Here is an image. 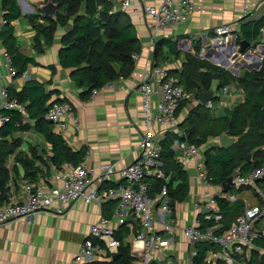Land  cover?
Segmentation results:
<instances>
[{
  "label": "crops",
  "instance_id": "0c3cea01",
  "mask_svg": "<svg viewBox=\"0 0 264 264\" xmlns=\"http://www.w3.org/2000/svg\"><path fill=\"white\" fill-rule=\"evenodd\" d=\"M44 1L16 0L20 16L0 31L1 85L7 86L14 93H20L27 83L22 77L11 78L8 75L5 62L7 54L3 44V35L8 32L13 37L19 53L33 61L26 70L30 80L40 83L44 93L50 94L49 103L56 100L68 102L74 115L79 119L78 130L74 129L70 121L64 122L63 130L59 125L50 122L52 132L61 135L72 151L82 152L83 162L94 169L108 162L113 163L116 169H121L131 164L138 156V144L143 125L140 115L141 98L136 88L142 79H147L151 65H159L178 76L177 73L183 69L185 55H195L194 49L197 46L200 47L202 54L206 51V44H211L210 51L212 52L219 49L213 44L212 33L215 27L222 24H229L233 28L235 45L245 41V33L251 39L248 42L247 53L243 57L245 59H240L242 70H236V77L244 72L253 71V69L259 70L264 58V42L259 40L258 35H251L254 25H259L261 21L264 22V0H195V8L190 18L184 23L160 31L156 35L152 48L148 47L149 32L141 10L143 5L156 6L161 0H133L131 7L125 13L130 18L141 43V53L134 61L133 71L125 78L124 84L117 81L104 86L95 95L93 101L89 102L80 98V90L70 78L72 70L62 69L58 63L60 39L70 25L64 29L57 28L50 45H46L41 37L37 40L35 38L37 31L30 17L41 16L35 5ZM2 2L3 0H0V16H3ZM37 22L46 24L41 17ZM36 45L39 51L35 49ZM165 45L168 46L167 51L164 49ZM157 46H159L158 51H156ZM228 47L229 44L222 47L224 55ZM164 52H166L165 55ZM197 57L203 59L198 55ZM258 62H260L259 67H257ZM217 88L218 83L215 82L211 90ZM225 88V91L223 88L215 90V94L220 96L217 98L218 101L213 103V108L218 110L216 112L213 109L210 112L213 117L226 115L243 99V93L237 84L232 83ZM188 93L193 94L196 101H186L177 116L176 129L168 131L164 127L154 126L152 131L156 137L162 138L168 134L184 136L180 124L185 120L188 112L199 104L195 93L193 91ZM158 99L159 97L156 96L155 100ZM26 105L24 104L25 107ZM28 116L25 109V115L21 116L22 123L28 124L29 129L13 135L20 142L14 154L6 161L8 170L6 199L17 202L24 199L23 187L27 180L31 179L36 184L52 185L57 172L49 161L50 145L35 129L34 121ZM216 146H218L217 139H209L205 145L200 147L201 152L204 153L205 150ZM182 166L188 175L189 193L184 201L174 204L172 213L178 230L173 236L174 242L169 249L171 259L179 262H185L186 257L192 258L195 254L194 246L185 242L180 231L187 225L198 224L196 218L200 213L195 210V203L203 196L218 198L228 196L222 192L221 187L203 185L196 176L192 161ZM27 171L35 174V181L27 178ZM234 174H238V171ZM112 181H118V177H113ZM250 194L251 191H246L239 194V197L250 199L252 197ZM256 196L253 197L259 202ZM115 206L108 214L103 205H86L82 201H76L62 214L41 211L36 213L29 222L23 219L0 224V264H79L77 257L90 226L100 217L111 216ZM124 243L129 245L130 250L134 247L139 248V245L132 242L130 236L124 239ZM117 248L101 252L96 263H110L108 256L116 258ZM135 258L137 260L133 264H140V257ZM220 264L226 263L221 262Z\"/></svg>",
  "mask_w": 264,
  "mask_h": 264
},
{
  "label": "built area",
  "instance_id": "2783aa9c",
  "mask_svg": "<svg viewBox=\"0 0 264 264\" xmlns=\"http://www.w3.org/2000/svg\"><path fill=\"white\" fill-rule=\"evenodd\" d=\"M115 11H127L133 0H107ZM225 1V0H219ZM195 8V0H161L158 5H143L142 15L145 26L149 32L148 47L155 44L156 35L171 26L187 21ZM7 20L0 16V31L7 25ZM213 44L218 46L216 51H222V45L230 44L233 40V28L229 24H222L213 29ZM259 40L264 42V23L258 30ZM211 44H206V51H210ZM230 59V64L243 59L245 54ZM138 55L133 56L137 60ZM198 56H202L199 55ZM204 56V54H203ZM8 75L11 78L16 72L11 66L10 58L5 55ZM24 81H29L25 71L21 74ZM125 83L124 77H118L114 82ZM108 83L106 86L111 85ZM155 85V86H153ZM102 89V88H101ZM94 90L89 96L92 102L95 95L101 90ZM226 88H223L225 91ZM141 98V120L143 131L138 144L139 154L129 165L116 169L113 163H102L96 169L85 162L73 165L64 162L56 171L53 178L54 184H36L30 180L24 185V199L13 201L11 199L0 203V224L23 220L31 221L38 212L62 214L69 206L82 201L86 205H104L115 201L116 206L111 216L100 217L89 228L78 254L79 264H93L101 252L118 247L116 238L122 226L128 228L132 242L139 245L130 250L133 257H140V264H193L191 257H186L185 262L171 259L170 245L174 242L173 236L178 230L175 219L169 206L166 186L150 194L148 180H164L165 175L161 162L162 138L153 134L154 126L164 127L173 131L177 126L176 113L181 103L189 98L188 92L181 85L179 77L159 65H151L147 79H142L136 88ZM213 93V98L220 95ZM158 96L159 99L155 100ZM207 109L214 107L213 101H208L204 106ZM6 112H16L25 115V106L8 95L7 86L1 85L0 73V126L10 121ZM45 119L53 124L65 128L64 122L70 121L75 130L79 128V119L73 113L71 105L62 100L53 102L48 108ZM171 149L176 154L179 164L188 161L194 163L196 176L203 185H210L204 166L201 148L186 142L174 140ZM118 181H112L113 177ZM264 178V162L260 168L245 175L235 174L232 187L255 186L258 180ZM221 189V188H220ZM256 197L262 202L250 203L243 198L245 209L242 214L235 217L230 227L221 234L217 225L221 220L220 210L215 196H203L195 203L194 208L206 221L213 220L217 224L202 231L197 225H187L180 229L182 237L188 245L195 243H209L216 246L215 250L207 253L203 264H246V258L251 250L259 252L264 249L255 246V241L264 240V191L256 188ZM228 201H235V197L228 195ZM203 210L207 213L203 214ZM130 214L134 215L137 224L127 220ZM103 257V256H102Z\"/></svg>",
  "mask_w": 264,
  "mask_h": 264
},
{
  "label": "trees",
  "instance_id": "16d2710c",
  "mask_svg": "<svg viewBox=\"0 0 264 264\" xmlns=\"http://www.w3.org/2000/svg\"><path fill=\"white\" fill-rule=\"evenodd\" d=\"M53 2L59 5L56 14L54 16L40 14L39 16L46 24H39L38 16L30 17L37 31L35 38L37 40L41 37L46 45H50L57 28L64 29L70 25L67 32L61 36V47L57 58L62 69L72 70L70 78L80 90L79 96L82 100L87 101L94 90H99L106 84L114 82L118 77L126 78L131 74L134 67L133 56L141 53L142 46L125 12L115 11L107 0H53ZM2 9L3 18L8 22L5 27L20 16L16 0H3ZM263 23L261 21L259 25H254L252 36L258 35V30ZM244 35H246L245 41L250 42L251 39L247 33ZM3 44L11 66L16 72L14 78L20 77L27 70L28 65L33 63L32 59L19 53L13 37L8 32L3 35ZM238 45L240 43L236 44ZM158 48L159 46L156 47V51ZM35 49L39 51L37 45ZM194 52L195 55H185L183 69L177 73L181 85L187 92L193 91L195 96L199 97L202 93L210 91L215 84L212 76L218 75L216 81L218 88L221 89L235 83L241 89L243 99L222 117L211 116V111L197 104L180 124L184 136L168 134L160 141V158L165 179H150L147 182L151 195L158 192L162 186H166L171 210L174 209L175 203L184 201L189 193L188 175L183 166L177 162L176 154L171 149L174 140L201 147L209 139H217L223 134L238 138V141L228 149L216 146L203 153V166L211 186L221 187L227 178L235 175V171L245 175L260 168L264 162V121H261L264 108V58L259 70L244 72L239 77H234L227 70L198 58L199 46L194 49ZM7 91L11 99H16L22 105L27 104L25 109L28 117L34 121L35 129L50 145L49 161L55 169H58L64 162H70L73 165L83 162L84 154L72 151L61 135L52 132L51 123L45 119L50 105L62 100L49 103L50 94H45L42 85L31 80L27 81L20 93H14L9 88ZM211 101L216 103L218 99L212 98ZM185 104L186 102L180 104L176 118ZM6 114L10 116V121L0 126V203L7 200L5 194L8 182L6 161L14 154L20 142L13 135L29 129L28 124L22 123V117L18 113L6 112ZM248 155L251 158L249 162H246ZM26 176L34 179L35 174L27 171ZM256 188L264 191V178L258 180L255 186L237 189L232 187L225 194L236 197L243 192L251 191L256 196ZM216 202L221 215L218 224L213 220L206 221L201 214H198L196 219L202 231L217 224L220 228L216 233L221 234L230 227L236 216L243 213L245 205L241 198L230 202L227 197H216ZM259 202L262 201L259 200ZM113 206H115V201H109L103 205L108 214ZM128 233L126 226L120 228L116 237L119 241L116 258L108 256L110 263L93 264H133L137 259L130 254L129 245L124 243ZM193 246L195 250L192 257L193 264H203L207 253L216 249V246L209 243H195ZM255 246L264 249V240L255 241ZM246 260V264H264V254L251 250Z\"/></svg>",
  "mask_w": 264,
  "mask_h": 264
},
{
  "label": "water",
  "instance_id": "95a60500",
  "mask_svg": "<svg viewBox=\"0 0 264 264\" xmlns=\"http://www.w3.org/2000/svg\"><path fill=\"white\" fill-rule=\"evenodd\" d=\"M58 4L54 3L53 0H45L43 3H37L35 5V8L39 11V13L43 16H54L56 14V12L58 11ZM249 43L247 41H241L240 43V48L238 49V53L239 54H246L247 50L246 48L248 47ZM221 47H224V45H222ZM215 48H218L215 47ZM226 54L224 57H222L221 54H223L222 51H217V57L221 58V62L220 63H215V61H211V54L214 52H208L205 54L204 58L207 60H210L212 62V64L216 65L217 67L223 68V69H227V67H229L230 65V59L231 60H235L238 56L237 54V47L234 44V40L229 44V47L226 49ZM260 62H258L257 67H259ZM231 71L234 73V75H236V70H232ZM212 80L217 81L218 80V75H213L212 76ZM218 89V88H217ZM215 89V90H217ZM215 90H210L208 92L202 93L201 95H199L198 97V101L199 104L202 106H205L207 104V102L211 99L212 94ZM261 121H264V108L262 109V116H261ZM238 141L237 137H231L228 136L227 134H223L221 136H219L217 138V142H218V146L221 149H228L229 147H231L233 144H235ZM39 153V150H38ZM41 155V153L39 154V156ZM251 156L248 155L246 157V162L250 161ZM233 176L229 177L226 179L225 182L222 183L221 185V189L222 192L228 193L232 187V182H233ZM203 214H205V210H203ZM127 220L129 222H132L133 224H137L136 220L134 219V215L130 214L127 218Z\"/></svg>",
  "mask_w": 264,
  "mask_h": 264
},
{
  "label": "rangeland",
  "instance_id": "374dc122",
  "mask_svg": "<svg viewBox=\"0 0 264 264\" xmlns=\"http://www.w3.org/2000/svg\"><path fill=\"white\" fill-rule=\"evenodd\" d=\"M169 29V28H168ZM167 30V29H166ZM164 49H165V51H167L168 50V46L167 45H165V47H164ZM208 52H211L212 53V51H208ZM208 52H203V54H205V53H208ZM216 52L217 51H215L214 53H212L211 55V61L213 60V61H215V60H218V59H221V58H218L217 57V54H216ZM165 53L166 52H164V55H165ZM203 54L200 52V55H202V56H200L201 58H203L206 62H208L209 64H211V65H214V64H212V62L210 61V60H207V59H205L204 58V56H203ZM222 55V57H224L225 55L224 54H221ZM245 58H243V59H241V60H244ZM241 60H239V61H237V62H235L234 64H230L229 65V67H227V70H228V72L229 73H231L234 77H236L235 75H234V73L231 71V69L232 70H242V67H241ZM246 60H249V59H246ZM238 64V65H237ZM216 66V65H215ZM223 69V68H222ZM254 70V69H253ZM214 82H216L215 80H213ZM214 84V83H213ZM107 85V84H106ZM105 85V86H106ZM103 88V87H102ZM229 89H231L230 87H229ZM189 94V98L186 100L187 102L188 101H196L195 100V98H194V95L193 94H191V93H188ZM185 101V102H186ZM214 108H212V109H208V111H212ZM214 111H218L217 109H214ZM252 197L250 198V199H247L248 201H250V203H254V202H257V200L253 197V196H255L252 192H251V194H250ZM236 197L237 198H241V196L239 197V195H236ZM242 198H244V197H242ZM246 198V197H245ZM255 200V201H254ZM263 224H264V221H263ZM261 253L262 254H264V252L263 251H261Z\"/></svg>",
  "mask_w": 264,
  "mask_h": 264
},
{
  "label": "bare ground",
  "instance_id": "6f19581e",
  "mask_svg": "<svg viewBox=\"0 0 264 264\" xmlns=\"http://www.w3.org/2000/svg\"><path fill=\"white\" fill-rule=\"evenodd\" d=\"M235 46H236V45H235ZM238 46L240 47V45H238ZM246 49H247V48H246ZM220 62H221V59L215 60V63H220ZM214 92H215V91H214ZM214 92H213V93H214ZM212 98H213V94H212L211 99H212ZM211 99H210V100H211ZM210 100H209V101H210ZM233 177H234V176H233ZM255 185H256V184H255ZM231 188H232V187H231Z\"/></svg>",
  "mask_w": 264,
  "mask_h": 264
}]
</instances>
